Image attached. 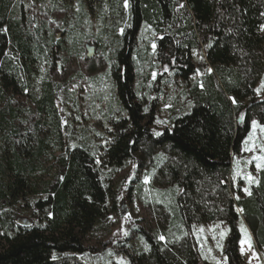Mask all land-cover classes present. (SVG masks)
<instances>
[{"label": "trees", "instance_id": "1", "mask_svg": "<svg viewBox=\"0 0 264 264\" xmlns=\"http://www.w3.org/2000/svg\"><path fill=\"white\" fill-rule=\"evenodd\" d=\"M94 1L96 13L107 3V18H117L98 33L88 29L92 0H0V264H88L86 255L105 252L119 212L113 175L130 162L142 172L140 191L148 175L153 189L175 195L113 248L124 264H202L193 225L211 222L228 225V264H246L239 222L264 245V168L258 183L246 180L247 195L232 168L252 120L264 126V0H128L120 33L123 0ZM144 24L157 31L155 60L181 79L188 102L160 135L159 100L136 84L151 49L136 47ZM87 43L109 63L119 106L104 145L66 125L57 105L67 90L54 78L58 61L87 60Z\"/></svg>", "mask_w": 264, "mask_h": 264}, {"label": "rangeland", "instance_id": "2", "mask_svg": "<svg viewBox=\"0 0 264 264\" xmlns=\"http://www.w3.org/2000/svg\"><path fill=\"white\" fill-rule=\"evenodd\" d=\"M89 8L90 14L88 21V29L93 33H98L103 26L105 20L112 23L117 18H107L111 16V11L107 3H102V11L106 13V18L98 11L99 5L92 0ZM128 5V0H127ZM124 17L120 20L119 33L129 25V16L127 14L128 6L125 7V0L122 3ZM92 8V9H91ZM90 22V23H89ZM102 23V24H101ZM100 24V25H99ZM264 33V26L262 27ZM157 31L149 24H144L137 34L136 47L144 52L146 46L150 44L148 54L144 61L140 62L137 67L136 84L141 90L145 91L150 98H158L160 106L156 114L155 122L152 125V132L161 133L165 128L172 126V117L175 113L184 112L188 109V102L183 93L184 87L180 78L173 75L167 64L156 61L153 51L156 48ZM94 44V43H87ZM155 44V48L153 45ZM199 57V52H196ZM73 58L71 61L59 71V75H54L56 82L63 85L66 91L59 92L57 105L64 123L68 126L75 125L74 131H79L81 127L88 130V137L97 143H106L105 138L107 132L113 130V121L115 114L119 109L117 99L114 96V81L111 75V67L102 56H96L89 59ZM140 61V59H139ZM264 73L257 83V92L259 96L264 95ZM256 127L252 131L245 143L241 154L236 156L239 163H233L232 176L233 183L239 186V178L251 177L258 173L264 167V160L257 159L264 157V126H260L257 119ZM72 123V125H71ZM79 129V130H78ZM79 137L81 135L77 133ZM90 141V142H92ZM242 160V161H241ZM244 164L243 166H241ZM257 164L262 165L258 168ZM235 167V168H234ZM148 172L151 170L146 169ZM145 171V172H147ZM139 172L134 162H130L126 167L119 169L113 175V183L117 188L119 195V212L109 217L107 224V240H112L111 246L104 252L101 251L96 256L92 254L86 255L88 264H114L119 262L124 264L126 257L123 254L117 255L113 252V248L119 241L125 239L132 233L133 229L142 222V218L153 217V207L157 204H165L168 208L172 205L175 195V189L156 186L153 189L150 176H142L144 182L143 191L139 190ZM252 176V177H253ZM138 179V180H137ZM248 180H250L248 178ZM244 188V187H243ZM243 192V191H242ZM244 193V192H243ZM150 201V205L147 204ZM156 204V208H158ZM148 209H152L151 212ZM152 214V215H151ZM172 214V213H171ZM170 214V215H171ZM159 213H156L158 217ZM169 215V220H170ZM245 219H241V240L240 250L244 249L243 256L246 264H264V245H256L251 235H247V229L243 225ZM193 232L196 236L201 256L202 264H228L225 256L226 239L229 234L228 225L224 222L196 223L193 225ZM125 233H127L125 235ZM244 242L243 244L241 242ZM249 244L251 245L249 247Z\"/></svg>", "mask_w": 264, "mask_h": 264}, {"label": "crops", "instance_id": "3", "mask_svg": "<svg viewBox=\"0 0 264 264\" xmlns=\"http://www.w3.org/2000/svg\"><path fill=\"white\" fill-rule=\"evenodd\" d=\"M237 157H238V155H237ZM242 161V160H241ZM239 163V158L237 159L236 157L234 158V161H233V163ZM241 165V164H240ZM244 164H242L241 166H243ZM235 168V167H234ZM264 168V167H263ZM263 168H261L259 171H258V173L257 174H255L253 177L251 176V180H248V178H249V175H251V174H249V175H247L246 177H243V178H239V182H240V185L242 186V191L244 192V194H249L250 193V190L248 189V183L246 182V180H248V181H252V182H256V183H258L259 182V180H260V177H261V175H260V172H261V170H263ZM234 177V176H233ZM234 182V181H233ZM235 185H236V182H235ZM244 187V188H243ZM245 189H247V191H245ZM246 222L245 221H243V225H244V227L247 229V227H246V224H245ZM239 227H240V230H241V226H240V222H239ZM247 235H251V237L253 238V241H255V243H256V239H255V237L253 236V233H252V231L250 230V229H247ZM242 238V237H241ZM256 245H257V243H256Z\"/></svg>", "mask_w": 264, "mask_h": 264}, {"label": "water", "instance_id": "4", "mask_svg": "<svg viewBox=\"0 0 264 264\" xmlns=\"http://www.w3.org/2000/svg\"><path fill=\"white\" fill-rule=\"evenodd\" d=\"M86 55L89 59H93L96 55H97V46L95 44H86ZM58 67H59V71L61 72V62L58 61Z\"/></svg>", "mask_w": 264, "mask_h": 264}, {"label": "snow or ice", "instance_id": "5", "mask_svg": "<svg viewBox=\"0 0 264 264\" xmlns=\"http://www.w3.org/2000/svg\"><path fill=\"white\" fill-rule=\"evenodd\" d=\"M128 5H127V0H125V7H127ZM153 48H155V44L153 45ZM209 71H211V70H209ZM262 86H264V82H262ZM252 124H253V127H256V125H257V122L256 121H252ZM156 135H160V133H156ZM257 159H260V160H264V157H258ZM257 167L258 168H260V167H262V165H260V164H257ZM249 179L251 180V177H249ZM245 191H247V189H245ZM250 194V193H249ZM127 233H125V235H126ZM160 239H164V237H160ZM242 244L244 243L243 241L241 242ZM251 245L249 244V247H250ZM243 251H244V249L243 248H241V252L243 253Z\"/></svg>", "mask_w": 264, "mask_h": 264}]
</instances>
